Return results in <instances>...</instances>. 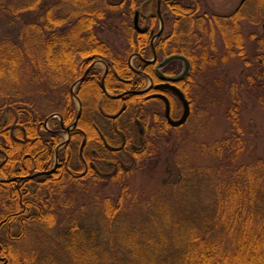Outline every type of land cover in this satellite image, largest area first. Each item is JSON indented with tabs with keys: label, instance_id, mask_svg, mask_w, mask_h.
<instances>
[{
	"label": "trees",
	"instance_id": "1",
	"mask_svg": "<svg viewBox=\"0 0 264 264\" xmlns=\"http://www.w3.org/2000/svg\"><path fill=\"white\" fill-rule=\"evenodd\" d=\"M127 1L23 0L7 8L17 27L0 35V264H264V150L247 135L245 83L233 81L221 96L226 83L212 80L230 59L247 58L255 35L246 37L237 16L226 22L173 7L182 29L158 39L154 50L159 61L182 55L190 62L177 85L191 115L174 128L164 101L132 94L162 80L157 65L147 63L154 56L150 38L129 22L138 2L121 12ZM110 21L112 33L121 26L126 35L123 49L101 37ZM257 43L256 74L246 81L264 104V37ZM97 61L107 74L94 68L77 86L82 114L63 146L64 129L79 115L71 89ZM163 93L175 119L182 105ZM198 101L229 104L228 135L196 146L212 164L177 156L156 195L133 194L132 178L180 143ZM56 154L57 169L45 174Z\"/></svg>",
	"mask_w": 264,
	"mask_h": 264
},
{
	"label": "rangeland",
	"instance_id": "2",
	"mask_svg": "<svg viewBox=\"0 0 264 264\" xmlns=\"http://www.w3.org/2000/svg\"><path fill=\"white\" fill-rule=\"evenodd\" d=\"M23 0H1L0 2V35L8 34L11 32L15 26L10 23L11 19L8 17L9 12H7L8 6L12 4L21 3ZM128 0L125 5L124 10L121 12L127 10L129 11V4ZM55 4L58 2L54 1ZM258 20V19H254ZM133 22V19L131 18V21ZM117 23V26L120 25L119 21L115 22ZM111 24L112 21L108 22V24L105 25L103 30L101 31V37L109 42L110 45L114 46L115 48L123 49L124 46L127 45L126 42V35L121 30V26H119L116 29V32L112 33L111 30ZM243 29V32L245 33L246 37H250L251 35H255L253 39L247 40V46L246 52H247V58L245 60L240 59V57H235L234 59H230L229 65L222 66V71H220V75L214 76L212 80H215L217 78L220 81H223L226 83L224 90L220 91V95H226L229 86L233 81H237L242 84V82L245 83V87L241 89L242 94V114L244 123L246 126V131L248 137L254 142L259 144V150H264V104H261L258 97L250 95V88L248 86V82L246 81V78L253 77L256 74V66H254L258 60H260L259 55H261V51L259 49V45L257 43V40L261 37H264V27L261 26V23L257 24H250L248 22H244V25L241 26ZM219 45L221 43L217 42ZM221 47V46H220ZM165 56L162 57V61L165 60ZM136 56H132L130 58V62L132 65H135ZM249 61L252 65L246 66V62ZM95 68L101 71L106 70V66L102 62H96ZM172 69L175 70L176 74L180 76L183 71H185V64L182 61H173L170 66ZM219 74V73H218ZM211 81V84L213 85V81ZM260 89V88H259ZM254 91V90H253ZM199 92V91H196ZM260 93L264 99V89L260 90ZM216 95L213 92V97ZM226 98V97H225ZM76 100L77 107L79 106V102ZM177 104H179L178 101H176ZM225 105H224V104ZM182 105L181 103L179 106ZM229 104L227 102H220L217 105L212 106L211 101L208 105H201L200 101L196 103V116L193 118V120L188 123L186 127L181 129L180 131V143L179 144H173L172 146H175L173 148H166L163 150L161 156L157 159L156 165L152 164L153 161L148 160L147 164L148 166H145V170L138 171L134 178H132V191L133 194L138 193L139 195H143L145 197H151L152 195H156L157 190H159V187H161L160 179L167 178L169 176V173H167V170L172 169L171 163L176 159L177 156H180L183 158H190L191 161L197 163V164H205V165H211L212 161L207 157H202L196 152V146L199 143H213L215 141H218L222 138H224L226 135H228L230 131V125L229 122H227V118L225 116V108H227ZM181 109V107H180ZM206 113L202 114L199 113L201 110H205ZM180 111V110H179ZM183 113V107L180 111V113H176L177 116L175 119L181 118ZM60 118V117H58ZM62 136L64 138V141L68 139V135L66 132L62 133ZM177 145V146H176ZM181 145L183 150L180 151L179 146ZM171 146V147H172ZM179 154V155H178ZM152 164V166L150 165ZM170 173V177L173 178L176 176V171L173 170ZM175 178V177H174ZM111 190V189H110ZM110 190H106L107 194H114ZM113 190V189H112ZM114 191V190H113ZM95 196V192L88 195L86 198L88 202L93 199Z\"/></svg>",
	"mask_w": 264,
	"mask_h": 264
},
{
	"label": "flooded vegetation",
	"instance_id": "3",
	"mask_svg": "<svg viewBox=\"0 0 264 264\" xmlns=\"http://www.w3.org/2000/svg\"><path fill=\"white\" fill-rule=\"evenodd\" d=\"M138 2V6L136 10H134L133 16V28L134 31L141 35H147L150 38L151 47L156 44L158 39L163 38L164 40L170 36L171 31L174 28L180 33V29H182V18L175 17L174 6H182L185 9L194 10L195 14L198 16H212L217 17L226 22H230L231 17L237 16L241 20L242 26L244 22H248L250 24L261 23V26L264 27V0H136ZM132 0L129 1V6ZM128 6V7H129ZM176 18V20H175ZM258 19V20H254ZM137 20V21H136ZM135 21L138 22V27L141 30H145V32H139L135 25ZM160 34L159 37L158 34ZM217 41L221 42L220 37L218 36ZM154 42V45H153ZM154 53V52H153ZM153 58L150 60L154 59ZM139 58L136 55V59ZM158 60L153 63L157 65L156 73L159 68V64L162 62ZM171 64V63H170ZM170 64L164 68H160V71L164 73L168 77H175L173 75H167V70L171 72L173 69ZM95 64L91 65L86 73L95 68ZM175 71V70H174ZM88 72V74H89ZM85 73V74H86ZM174 73V72H173ZM176 73V72H175ZM87 74V75H88ZM158 75V73H157ZM163 83V81H162ZM161 84V83H160ZM158 90L153 89L152 93H156ZM163 92H167L164 90H159ZM158 91V92H159ZM165 94V93H164Z\"/></svg>",
	"mask_w": 264,
	"mask_h": 264
},
{
	"label": "water",
	"instance_id": "4",
	"mask_svg": "<svg viewBox=\"0 0 264 264\" xmlns=\"http://www.w3.org/2000/svg\"><path fill=\"white\" fill-rule=\"evenodd\" d=\"M137 21V20H136ZM135 21V25H136V27H137V29H139V32H145V30H141L139 27H138V22H136ZM160 34L161 33H159L158 34V36L157 37H159L160 36ZM153 45H154V42H153ZM153 48H154V46H153ZM154 55H155V58H154V60H152V61H149V62H147V63H149V64H153V63H156L157 62V56H156V52H155V50H154ZM172 61H182V62H184L185 63V65H186V69H185V71H183V74L182 75H180V76H178V77H174V78H170V77H167V76H165L163 73H161V71L160 70H158V76L160 77V79L163 81V83L162 84H158L157 86H155V90H164V91H169L170 93H173L179 100H180V103H182V105H183V113H182V116H181V118H179V119H176V120H174L173 118H172V116H171V110H172V107H171V102L169 101V98L166 96V95H164V94H154V95H151V96H149V98H159V99H161V100H163L164 102H165V104H166V108H165V116H166V119H167V121H168V123L172 126V127H174V128H179V127H182V126H184L185 125V123H187V121H188V119H189V117H190V115H191V105H190V103H189V101H188V99L186 98V95L184 94V92L180 89V87L177 85V83H179L180 81H183L185 78H186V76L188 75V73H189V70H190V62L188 61V59L186 58V57H184V56H182V55H173V56H171V57H169V58H167V59H165L162 63H161V65H160V68H164V67H166L168 64H170ZM132 66V65H131ZM89 72V71H88ZM88 72L85 74V76L80 80V81H78V82H76L75 83V86H78L79 84H81L84 80H85V78H86V75L88 74ZM153 81L151 80L150 81V86L147 88V89H145V90H143V91H139L138 93L137 92H133L132 94H139V95H144V94H147V93H149L152 89H153ZM73 87L72 88V94L75 96V88L76 87ZM78 102H79V106L81 107V103H80V101L78 100ZM79 107V108H80ZM82 109L80 108V111H79V115H78V118H76V121H75V123L73 124V126L72 127H70V128H66L65 130L67 131V134H68V139H67V141H66V143L64 144V145H66V144H68L69 143V139H70V133H71V131L73 130V129H75V128H77V125H78V121H79V119H80V116H81V114H82V111H81ZM57 161H56V165H55V167H54V169L52 170V171H49V172H46L45 174H52L53 173V171H55L56 169H57V167H58V163H59V157L57 156ZM40 174H42V173H40ZM39 174V175H40Z\"/></svg>",
	"mask_w": 264,
	"mask_h": 264
}]
</instances>
